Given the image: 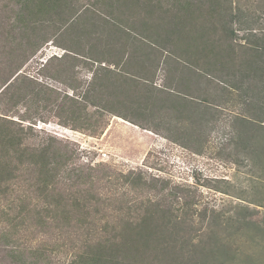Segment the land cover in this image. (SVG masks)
Listing matches in <instances>:
<instances>
[{"label":"trees","instance_id":"1","mask_svg":"<svg viewBox=\"0 0 264 264\" xmlns=\"http://www.w3.org/2000/svg\"><path fill=\"white\" fill-rule=\"evenodd\" d=\"M234 3L233 0H0L2 260L9 264H53L50 255L61 248L73 251L71 264H211L222 254L228 259L231 252L220 251L224 245L218 237L223 214L211 210L208 231L201 233L194 228L196 204L178 193L180 186H174L159 198L164 189L159 191L152 183L148 184L141 173L117 176L101 171V176L95 175L91 165L78 162L81 155L73 143L38 130L35 127L38 119L33 115L57 102L43 98L41 92L46 88L21 71L49 42L96 63L100 52L113 49V45L120 43V47H125L143 41L146 57L153 50L155 55L166 53L182 60L185 69L193 70L178 77L187 74L189 81L175 78L174 86L164 85L177 92L176 97L184 92L191 95V79L199 81L198 85L207 79L210 85L204 92L200 89V97H195L199 102L193 103L194 106L200 109L201 103L216 110L237 103L235 107L240 113L236 117L243 126L238 133V145L247 157L249 154L253 167L264 175V0H258L257 12L252 11L255 15L244 13ZM236 9L244 15L237 16ZM129 18L138 36L128 34L129 38H123L110 34L123 27V20ZM102 29L108 36L95 33ZM66 32L70 37L63 40ZM241 33L247 37H241ZM66 60L59 63L57 71ZM90 104L97 106L93 99ZM70 105L84 106L83 100L77 98H72ZM70 111L65 114L72 119L76 116L74 111L79 110ZM197 111L200 110L194 109V113ZM257 178L264 182L263 177ZM124 184L158 194L141 196L133 206H124L122 197H116L118 187ZM107 202L119 204L120 211L115 207L114 213L106 216L102 205ZM6 206L19 214L12 216L10 211L8 214ZM240 208L237 220H251V215L246 218L244 207ZM206 219L208 215L202 218L204 223ZM30 220L37 232L29 231ZM23 225L27 227L26 236L19 231ZM42 233L49 239L42 244L30 241L32 234ZM201 234L206 235L205 242L198 240ZM230 257L234 255L231 253Z\"/></svg>","mask_w":264,"mask_h":264},{"label":"rangeland","instance_id":"2","mask_svg":"<svg viewBox=\"0 0 264 264\" xmlns=\"http://www.w3.org/2000/svg\"><path fill=\"white\" fill-rule=\"evenodd\" d=\"M79 1L87 2L88 0ZM233 1L234 7L239 6L238 9L244 13L255 15L252 11L257 12L258 0ZM238 9L235 10L236 15H244ZM123 21L124 26L119 29L120 31L114 29L113 32L110 31V34L126 38H129L128 34L138 36V31H133L131 28L132 18ZM71 32L74 31L71 30ZM95 33H98L100 37L108 36L105 29ZM243 35L244 38L247 37L245 33L240 34L241 37ZM62 37L64 40L69 38L70 34L63 33ZM141 43L138 41L139 45ZM129 48L132 49L133 46ZM102 49L104 48L101 47ZM143 49L147 48L143 47ZM66 51L68 50L64 46L49 42L29 59L21 71L30 78L37 79L38 83L46 88L41 92L43 98L57 102L55 106L48 105V108L41 109L38 114L33 115L35 119H38L35 127L73 143L81 155L78 162L91 165L95 175L101 176V171L102 173L110 172L109 174L113 172L117 176L131 172L141 173L148 184L152 183L159 191L164 189L160 191L159 198L167 195L174 186H180L178 193L196 204L193 206L194 228L199 229L201 233L208 231L207 222L212 218L211 210L223 214L218 237L223 241L224 246L220 247V251L230 250L234 257H230L231 253H229V257H226L228 259H225V255L222 254V258L211 264H216L220 260L218 264H264V232H261L264 227V182L257 178H264V175L253 167L249 154L247 157L245 151L238 145V133L243 126L239 124L236 117V114L240 113L239 108L235 107L237 103L234 101L216 110H210L199 103L203 108L204 121H200L199 115L190 117L194 109L200 110L193 105L199 102L195 97L199 98L200 89L204 92V89L207 90L210 85L207 79H203L200 85H198L199 81L191 79L189 87L196 94L192 92L189 96L186 92L180 93L175 98L176 101L172 102L177 92L171 90L168 95L171 99L169 106L165 107L166 104H163L160 108L154 101V105L147 104V107L143 109L145 114L138 118L142 122L138 123L140 125L138 127L155 130L152 134L133 128L127 130L125 126L114 121L112 114L118 113L124 116L135 114L131 104L136 101H129L130 103L113 101L105 105L104 109L105 101L96 100L97 106L94 107L90 104L92 99L86 98L90 96L88 82L91 81L92 76L99 73L102 58L109 55L100 54V60L96 64L81 56H71L73 53ZM159 54L158 58L161 59L159 62H154L155 68L160 65V62L162 63L158 75L153 76L154 80L159 79L158 85L167 86L169 83L168 85L174 86L175 78L177 81L181 79L185 82L189 81L187 74L178 78L182 73L191 74L193 71L185 69L182 60L174 59L173 55L171 57L166 53L159 52ZM64 60L66 63L58 69L60 71L58 73L57 67ZM143 95L144 92L139 95L140 99H143ZM72 98L83 100V108L71 106ZM221 101L223 104L224 100ZM58 104L61 106L59 109H57ZM72 108L79 111H74L76 116L71 119L66 117L65 111L69 113ZM186 111L190 112L186 113ZM26 124L31 123L26 122ZM118 188L116 197H122L124 206L126 204L133 206L141 196L145 198L153 193L158 194L146 188L142 191L134 189L129 184ZM115 207L117 211H120L119 204L108 205L107 202L102 205L106 216L113 214ZM240 207H244L246 218L251 215V220L246 219V222L237 220V216L241 213ZM9 211L10 209H7L8 214ZM205 211H207L208 219L204 223L202 218L206 216ZM10 213L12 216L19 214L16 211H10ZM118 213H116L117 218H119ZM29 222L31 226L29 231L37 232L38 229L34 227L31 220ZM246 223H250V226ZM2 229L3 225L0 222V231ZM26 230L25 225L19 228L23 236L27 235ZM205 236L201 234L198 240L205 242ZM31 237L30 241L35 244L49 239L44 233L32 234ZM72 252L70 248L52 251L50 256L53 264H71ZM3 255L0 252V264H9L5 261L6 259L2 260Z\"/></svg>","mask_w":264,"mask_h":264},{"label":"crops","instance_id":"3","mask_svg":"<svg viewBox=\"0 0 264 264\" xmlns=\"http://www.w3.org/2000/svg\"><path fill=\"white\" fill-rule=\"evenodd\" d=\"M119 44L113 45V49L111 50L106 49L100 52V54L107 53L109 56L102 58V62H100L102 66L100 67L99 73L94 75V77L92 76L91 81L88 82L90 96L87 98L103 100L105 101V105H107L109 101H124L125 103L136 101L131 104V109H134L136 115L127 114L124 116L114 113L112 114V118L116 123L125 126L127 130H129L128 128H133L134 130L152 134V131L155 130L147 127L145 129L138 127V123H142L138 118H140L142 114H145L143 109L147 107V104L154 105V101L155 105L160 108L163 104H166L165 107L169 106V100L171 101L170 97H168L171 90L158 85L157 81L159 79L154 80L153 78L154 75H158L160 70L159 67L162 62H160V65H157L156 68L154 65L155 61L159 62L160 59L158 57L160 54L157 52L156 56L153 50L152 54L146 57L142 44L139 45L138 41L135 45H129L133 46V51L129 46L124 45L125 47H120ZM71 56L77 55L73 53ZM97 63L98 62H96V64ZM173 64L176 65V63ZM58 73H60V71H58ZM161 80L162 79H160V81ZM165 90L168 91V93H165ZM142 92H144L143 99H140L139 95H141ZM154 94L156 95L154 96ZM175 98L177 97L174 96L172 102L176 101ZM202 110L203 108H200V111L196 113L192 111L189 116L199 115L201 121L203 120ZM190 117L186 118L190 119Z\"/></svg>","mask_w":264,"mask_h":264}]
</instances>
